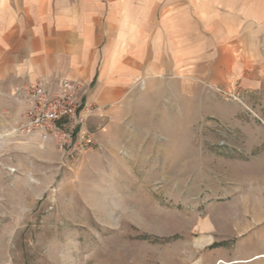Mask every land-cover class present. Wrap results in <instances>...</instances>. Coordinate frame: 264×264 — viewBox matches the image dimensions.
<instances>
[{
    "label": "rangeland",
    "instance_id": "374dc122",
    "mask_svg": "<svg viewBox=\"0 0 264 264\" xmlns=\"http://www.w3.org/2000/svg\"><path fill=\"white\" fill-rule=\"evenodd\" d=\"M24 112L0 115V264H264V98L150 81L66 153Z\"/></svg>",
    "mask_w": 264,
    "mask_h": 264
},
{
    "label": "crops",
    "instance_id": "0c3cea01",
    "mask_svg": "<svg viewBox=\"0 0 264 264\" xmlns=\"http://www.w3.org/2000/svg\"><path fill=\"white\" fill-rule=\"evenodd\" d=\"M169 78L264 98V0H0L6 123L40 81L82 82L99 124Z\"/></svg>",
    "mask_w": 264,
    "mask_h": 264
},
{
    "label": "built area",
    "instance_id": "2783aa9c",
    "mask_svg": "<svg viewBox=\"0 0 264 264\" xmlns=\"http://www.w3.org/2000/svg\"><path fill=\"white\" fill-rule=\"evenodd\" d=\"M80 81L64 80L57 86L40 81L25 90V112L17 132L39 136L43 142H54L59 152L70 150L76 133L83 129L96 108L84 101Z\"/></svg>",
    "mask_w": 264,
    "mask_h": 264
},
{
    "label": "trees",
    "instance_id": "16d2710c",
    "mask_svg": "<svg viewBox=\"0 0 264 264\" xmlns=\"http://www.w3.org/2000/svg\"><path fill=\"white\" fill-rule=\"evenodd\" d=\"M141 239L142 240H149L150 238L147 237V236H143V237H141ZM155 240L158 241L157 239H155ZM169 240H171V239L166 240V242L169 241ZM214 246H217L218 247V246H222V244H217V245L215 244Z\"/></svg>",
    "mask_w": 264,
    "mask_h": 264
},
{
    "label": "bare ground",
    "instance_id": "6f19581e",
    "mask_svg": "<svg viewBox=\"0 0 264 264\" xmlns=\"http://www.w3.org/2000/svg\"><path fill=\"white\" fill-rule=\"evenodd\" d=\"M259 257H256L255 259H258Z\"/></svg>",
    "mask_w": 264,
    "mask_h": 264
}]
</instances>
